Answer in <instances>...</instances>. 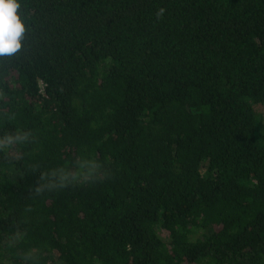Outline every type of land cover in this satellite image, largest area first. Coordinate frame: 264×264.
<instances>
[{"label":"trees","instance_id":"trees-1","mask_svg":"<svg viewBox=\"0 0 264 264\" xmlns=\"http://www.w3.org/2000/svg\"><path fill=\"white\" fill-rule=\"evenodd\" d=\"M19 2L0 264H264V0Z\"/></svg>","mask_w":264,"mask_h":264},{"label":"clouds","instance_id":"clouds-1","mask_svg":"<svg viewBox=\"0 0 264 264\" xmlns=\"http://www.w3.org/2000/svg\"><path fill=\"white\" fill-rule=\"evenodd\" d=\"M19 8V0H0V57L12 56L22 48L26 24Z\"/></svg>","mask_w":264,"mask_h":264}]
</instances>
